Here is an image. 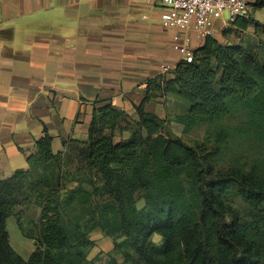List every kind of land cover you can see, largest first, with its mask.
Wrapping results in <instances>:
<instances>
[{"label":"trees","instance_id":"16d2710c","mask_svg":"<svg viewBox=\"0 0 264 264\" xmlns=\"http://www.w3.org/2000/svg\"><path fill=\"white\" fill-rule=\"evenodd\" d=\"M255 8L264 9V0H256ZM252 27L264 34V23L252 15L239 17L222 34ZM194 58L181 61L171 77L148 81L137 118L112 104L95 107L87 140L69 139L65 150L55 153L46 131L27 157L28 167L0 178V264H94L85 248L95 241L74 235L64 221V211L78 200L89 204L96 226L114 239L115 248L130 245L133 252H124V263L264 264V232H256L258 225L264 230V177L243 171L215 174L205 149L186 143L167 128V120L145 109L157 95L184 99L188 111L176 117L184 132L199 121H224L236 99L259 112L264 110V65L248 46L214 37L194 50ZM65 156L83 157L89 172L75 186L42 194V185L34 188L43 200V223L34 239L24 231L20 197L39 168L48 169ZM235 191L256 221L232 205ZM11 216L37 243L27 260L10 243ZM154 234L162 236L161 244L153 242ZM108 264L123 263L112 257Z\"/></svg>","mask_w":264,"mask_h":264},{"label":"crops","instance_id":"0c3cea01","mask_svg":"<svg viewBox=\"0 0 264 264\" xmlns=\"http://www.w3.org/2000/svg\"><path fill=\"white\" fill-rule=\"evenodd\" d=\"M162 12L161 0H0V178L28 167L46 131L55 153L69 139L87 140L95 107L112 104L137 118L148 81L172 76L161 64L181 61L174 36L193 49L206 41L164 27ZM178 98L157 95L145 109L184 132L176 117L189 106ZM7 229L12 247L29 259L35 240L15 216Z\"/></svg>","mask_w":264,"mask_h":264},{"label":"rangeland","instance_id":"374dc122","mask_svg":"<svg viewBox=\"0 0 264 264\" xmlns=\"http://www.w3.org/2000/svg\"><path fill=\"white\" fill-rule=\"evenodd\" d=\"M256 0L250 2V15L264 23V9L255 8ZM225 20L230 19L229 11L224 13ZM222 20L216 24L222 23ZM223 29L221 30V32ZM218 31V35H219ZM223 44L242 43L255 53L264 65V34L256 32L253 27L246 32L234 31L220 37ZM177 97V96H176ZM183 103H189L182 98ZM167 128L180 136L190 145H199L205 149L206 159L214 165V173L243 171L253 172L264 177V110L253 113L244 99H236L230 107V114L227 118L218 123H205L199 121L191 129L183 132V126L174 123L172 129ZM130 132L125 131L124 137H128ZM117 135L116 139H119ZM88 165L83 157L65 156L60 163L48 169L39 168L38 174L31 180V184L25 193L20 197L21 205L18 208L19 216L23 224L24 231L29 233L34 239L39 235L40 226L43 223L41 217L43 200L40 196L42 192L57 190L69 185H77V180L88 173ZM42 185L40 193L34 188ZM230 200L232 205L238 208L248 221H256V218L248 204L235 191ZM144 202H140L142 205ZM64 221L69 230L74 235L86 234L88 238L94 240L93 246L85 248L87 258L94 260V264H108L114 257L118 262L124 263V252H133L130 245L124 243L121 248H115L114 239L106 234V230L96 226L89 204L78 200L64 211ZM256 225L257 222H253ZM261 225L256 226V232ZM259 236H262L260 234ZM152 240L155 244H161L163 238L159 234H154ZM119 242L124 241L120 238ZM93 264V263H85Z\"/></svg>","mask_w":264,"mask_h":264},{"label":"built area","instance_id":"2783aa9c","mask_svg":"<svg viewBox=\"0 0 264 264\" xmlns=\"http://www.w3.org/2000/svg\"><path fill=\"white\" fill-rule=\"evenodd\" d=\"M251 1L253 0H161V21L166 28L193 31L199 38L215 37V23L222 20L219 26L224 29L231 27L239 17H249ZM226 10L230 14L229 20L224 18ZM173 48L180 54L181 61L190 63L195 59V49L182 43L178 35L173 38ZM160 68L162 74H170L175 69L169 64H161Z\"/></svg>","mask_w":264,"mask_h":264},{"label":"water","instance_id":"95a60500","mask_svg":"<svg viewBox=\"0 0 264 264\" xmlns=\"http://www.w3.org/2000/svg\"><path fill=\"white\" fill-rule=\"evenodd\" d=\"M37 244V243H36Z\"/></svg>","mask_w":264,"mask_h":264}]
</instances>
